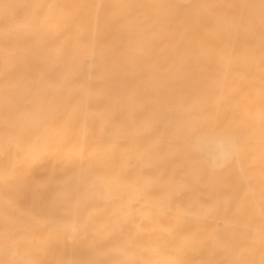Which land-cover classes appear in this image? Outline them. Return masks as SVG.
Returning a JSON list of instances; mask_svg holds the SVG:
<instances>
[{"label":"bare ground","instance_id":"bare-ground-1","mask_svg":"<svg viewBox=\"0 0 264 264\" xmlns=\"http://www.w3.org/2000/svg\"><path fill=\"white\" fill-rule=\"evenodd\" d=\"M0 264H264V0H0Z\"/></svg>","mask_w":264,"mask_h":264}]
</instances>
